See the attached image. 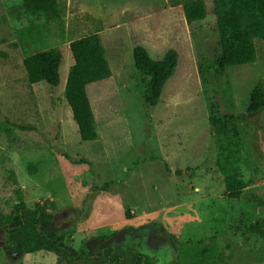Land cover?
Instances as JSON below:
<instances>
[{"label": "rangeland", "instance_id": "rangeland-1", "mask_svg": "<svg viewBox=\"0 0 264 264\" xmlns=\"http://www.w3.org/2000/svg\"><path fill=\"white\" fill-rule=\"evenodd\" d=\"M23 0H0V212L18 190L43 204L53 228L81 252L21 254L0 229V264H264V109L249 112L264 84V41L257 60L216 74L220 35L213 0L189 26L186 0H58L59 15L36 16ZM96 33L112 76L88 85L99 138L84 141L65 89L75 59L70 43ZM178 64L154 107L134 48ZM59 49L61 81L31 83L27 55ZM236 115L239 141L211 123L212 107ZM246 182L229 197L226 178Z\"/></svg>", "mask_w": 264, "mask_h": 264}, {"label": "trees", "instance_id": "trees-1", "mask_svg": "<svg viewBox=\"0 0 264 264\" xmlns=\"http://www.w3.org/2000/svg\"><path fill=\"white\" fill-rule=\"evenodd\" d=\"M220 35V52L216 58V74L222 77L227 67L249 64L257 60L255 40L264 41V0H213ZM21 7L36 16L59 15L61 6L58 0H23ZM184 14L189 26L204 20L208 15L205 0H186L183 3ZM75 63L65 89V96L72 108L82 140L91 141L99 138L95 113L88 94V85L112 76V70L106 56V50L98 34L80 37L70 43ZM62 52L59 49H47L29 54L24 59L29 81H45L53 87L60 84V65ZM136 68L145 85V100L150 107L159 102L162 90L175 73L178 53L170 49L161 60L153 59L143 46L134 48ZM264 109V84L259 83L253 89L249 112ZM211 123L221 134H226L233 141H239V131L235 124L236 115H220L217 104L212 107ZM228 194L231 198H240L246 182L235 176L226 178ZM54 216L43 204L29 207L21 191L11 214L0 212V229H5L9 242L21 254L38 251L55 252L60 256L77 261L82 259L81 252L66 243L65 237L53 230ZM110 264H124L120 257L110 258L113 247L105 248ZM134 264H156L145 255H139Z\"/></svg>", "mask_w": 264, "mask_h": 264}]
</instances>
